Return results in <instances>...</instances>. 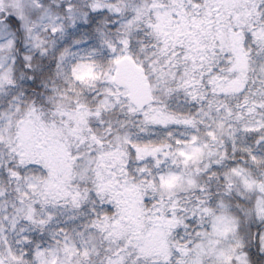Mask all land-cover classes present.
<instances>
[{
	"label": "rangeland",
	"instance_id": "obj_1",
	"mask_svg": "<svg viewBox=\"0 0 264 264\" xmlns=\"http://www.w3.org/2000/svg\"><path fill=\"white\" fill-rule=\"evenodd\" d=\"M111 1L0 0V94L4 92L6 86L14 84L13 68L17 61L31 66L34 56L44 54L49 45L62 42L65 39L64 34L75 30L79 25H85L90 13L96 14L105 2ZM230 1L222 0L224 10L219 14L221 17L216 16L211 22V24L219 22L213 25L220 26L218 32L228 30L229 15L232 14ZM107 6H109L107 11L116 17L108 23L109 26H115V32L109 33L100 27H94L92 42L80 43L69 40L59 51L55 62L56 73L66 87L65 93L47 101L57 106L54 110L57 115L60 116L62 111L69 112L65 114V120L71 119L77 123V127L85 122L81 113L77 112L82 101L93 104L94 114L88 119H97L93 117L95 114L100 117L112 116L114 109L123 106L127 101V92L117 90L120 88L113 85L112 74L119 59L128 56L142 69L147 82L149 78H153L154 84L150 85L152 103L141 113V117L137 118L131 111L124 110L125 118L122 125L130 123L129 128L116 134L111 132L103 135L110 145L120 149L129 141L135 140V136H150L149 130L152 126L167 122L177 123L173 121L172 115H167L169 109L164 104L170 88L178 82L182 84L183 91L194 100L198 98V102L207 101L208 93L204 90L202 81L192 79L191 70L193 67L201 69L204 65H209L208 63L213 60V53L206 50L204 44H191L190 32L188 31L186 35V30L180 26L183 29L182 34L173 40L177 45L173 53L169 51L170 49L166 52L153 50L149 55L138 54L135 60L129 54L127 40L132 33L130 28L136 22L139 9L130 2H121L114 9L110 8V5ZM95 14L94 17L97 16ZM8 17L14 20L13 25L6 22ZM197 22L200 23L197 25L200 26L197 31L205 33L204 31L210 28L206 26L205 21L196 20L195 24ZM95 24L100 25L98 20H95ZM224 36L223 33L218 34V38ZM261 40H264V34L261 35ZM186 41L189 43L188 48L184 45ZM221 46V52H225L222 44ZM185 52L192 56L202 54L203 57L197 61L195 60L197 57L192 59L191 55L184 54ZM224 52L223 55L226 54ZM167 54L169 55L166 56ZM179 57L186 60V63H191L186 72L168 67ZM260 57L259 61L252 63L250 70L253 77L261 82L258 89L261 92L257 94L259 100L238 110L233 109L229 101H217L215 115L204 112L206 107L197 104L201 111L194 114H197L196 122H190V129L194 133L177 131L176 134L167 137L169 144L164 147L161 174L156 178L150 176L149 179L142 180V191L139 185L130 184L129 181L120 185L121 180H117L119 175L115 170H107L104 166L99 170L93 169L94 159L76 149L68 153L74 157L66 170L59 165L53 167L51 164L43 167L45 174L34 175L32 176L34 179H29L27 183L25 177L18 209H15L14 204L11 208L9 204L0 205V264H28L22 256L24 237L22 238L21 227L19 228L24 212H27L24 215L27 227L32 226L33 218L27 209L28 203L30 205L36 203L38 211L41 210L37 216L38 218L44 216L45 222L64 221L66 217L68 222L71 220V217L68 218L70 215L68 209L76 205L77 199L72 200L71 192L76 186L91 179L97 186L104 185L113 200L131 199L139 204L149 194L164 198L166 210L169 209L168 206L171 207L166 217L164 214L161 216L160 222L164 227L162 231L147 232L148 229L139 224L142 220L136 219L128 226H123L125 231H131L132 240H140V247L132 244L134 249L131 254L136 250L135 254L138 256L133 264H250L242 245L248 241L251 231L254 236H259V248L264 254V54L262 53ZM30 66L27 65L26 68H31ZM232 92H235V89L220 88L217 94L222 97L227 95L229 98ZM16 115H19L18 119ZM185 120L186 125L188 119ZM34 121L39 123L38 129L37 126L34 128ZM26 126H29L28 132L32 136H26L28 144L34 147L37 157L39 155L42 157L40 160L46 161L48 156L43 145L37 147L32 139L34 134L39 133L42 136L44 133L43 113L22 111L20 114L0 117V141L7 143L13 129L16 131L22 129L25 133ZM137 127L141 128L138 133L133 129L137 130ZM252 134L255 135L256 141L248 144L253 148L249 156L230 167L227 160L240 152L241 144L247 142L244 137ZM95 143L99 144L97 141ZM210 169H213L211 173L213 181L222 182L216 184L222 185L223 193L217 200L211 201V209L217 212L207 216L210 218L207 226L192 234L187 233L183 228V221L189 218L193 222L199 221L208 212L204 206L206 202L210 203V200L200 182L204 181L201 173ZM38 189L39 194L34 197ZM198 190L201 192L197 197L193 195L196 199L194 202L188 193ZM131 207L135 208L134 205ZM176 208H180L181 219L177 221L171 214ZM152 220L157 222L154 217ZM253 226H258L259 229L251 230ZM124 228L119 231L123 230L125 233ZM182 228L184 230L179 233ZM145 232L147 237L143 238ZM111 235L114 233L110 236H101L86 234L80 230L69 236L63 232L62 239L57 235L59 244L49 243L40 235L38 238L41 239L38 241L45 242L44 248L36 251L30 264H107L106 256L124 237V234L121 236L118 233L115 235V239L118 240H114ZM122 261L113 264H123Z\"/></svg>",
	"mask_w": 264,
	"mask_h": 264
},
{
	"label": "trees",
	"instance_id": "obj_2",
	"mask_svg": "<svg viewBox=\"0 0 264 264\" xmlns=\"http://www.w3.org/2000/svg\"><path fill=\"white\" fill-rule=\"evenodd\" d=\"M121 2H130L139 9L136 22L130 28L132 33L129 34L127 40V48L133 59L139 56L138 54L149 55V52L153 50H165L166 52L170 49L169 51L173 53L177 49L176 41L173 40L182 34L181 31L184 29L186 35L189 31L192 36V42L190 43L194 45L197 43L204 44L205 49L213 53V60L208 63L209 65H200V67L203 66L201 69L193 67L191 70L192 79H200L204 90L208 93L205 103L203 101L198 102V98L194 100L190 95H187L188 93L186 94L183 91L182 84L178 82L173 88H170L168 98L164 104L169 109L167 115H172L173 121H177V123L167 122L159 126H152L149 130L150 136H135L138 138L129 141L128 144L119 149L110 145L103 135H108L111 132L116 134L129 128L130 123L122 125L123 118H125L124 110L131 111V114L140 118L141 113L146 109L138 112L125 101L123 106L114 109L112 116L100 117L95 114L93 117L100 120V123L95 118L88 119L91 114H94L92 111L93 104H86L82 101L78 105L81 108L77 112L81 113L85 122L77 127V123L72 122L71 119L65 120V114L69 112L62 111L60 116L57 115L54 112L57 106L49 104L47 100L58 97L66 90L65 84H63L55 70L56 57L59 51L68 44L70 39L71 42H92L94 27H100L103 31L114 33L115 26H109L108 23L116 17L107 11L109 7L107 5L114 9ZM222 5V0H112L111 2H105L99 8L100 11L99 9L96 11V14L95 12L90 13L85 25H79L75 30L64 34L65 39L62 42L53 43L47 46L48 49L46 48L44 54L34 56L31 66L17 61L13 68L14 84L6 86L4 92L0 94V117L20 114L22 111L36 112V114L43 113L44 133L42 136L36 133L32 139L37 147L40 148L39 145H43L48 158L46 161L40 160L42 157L40 155L37 157V153H34V147L28 144L26 136L32 137L28 132L29 126H26L27 135L26 132H22V129L19 131L13 129L7 143L0 141V205L9 204L11 208L14 204L15 209H18L20 206L19 197L22 196V189H24V184H22L24 178L26 177L27 183L29 179H34L32 176L39 173L45 174L43 167L51 164L53 167L59 165L66 170L74 157L69 156L68 153L74 149L76 151L81 150L83 154L94 159L93 169L99 170L104 166L107 170H115L119 175L117 180H121L120 185L129 181L130 184L139 185L142 191V180L149 179L150 176L156 178L161 174L160 168L164 164L162 157L164 147L169 144L167 137L176 134L177 131H187L188 134L194 133L190 129V122H196L195 117L197 114H194L201 111L197 104L206 107L204 112L215 115L214 108L217 101H229L230 105L234 107L233 109L238 110L259 100L257 94L261 92L258 90L261 82L253 77L250 70L252 63L259 61L261 59L260 55L264 54V40H261V35L264 34V0H231L229 6L232 14L229 15L228 30L218 32L217 29L220 26L213 25L219 22L213 24L211 22L214 17L220 16L219 14L224 10ZM94 14L97 16L94 17ZM95 20H98L100 25L97 26ZM196 20L205 21L206 26L210 28L204 31L205 33L201 30L197 31V28L200 27L197 25L200 23L195 24ZM6 22L14 24V20L10 17L6 19ZM219 33H223L225 36L218 38ZM188 44L186 41L185 48L186 46L188 48ZM221 44L223 49L226 50L225 52H221ZM223 52L226 54L223 55ZM184 54L191 55L187 52ZM191 57L192 59L197 57L195 60L199 61L203 56L197 54L191 55ZM27 65L31 68H26ZM188 66H191V63H186V60L181 59V57L168 65L169 68L182 72L189 70ZM148 82L152 86L154 79L149 78ZM183 82H185L184 78ZM220 88H233L235 92H232L229 98L227 95L222 97L217 94ZM117 90L123 91L124 89ZM84 98L86 99L85 96ZM54 107L55 109H53ZM18 117L19 115H16L17 119ZM185 119H188L186 125ZM38 124L37 121H34V128L37 126L38 129ZM133 129L136 133L141 130L139 127H137V130ZM35 135L37 136L35 137ZM244 138L247 142L241 144L240 152L227 160L230 167L236 163L238 164L240 160L246 159L253 149L248 144L255 143V135H246ZM83 140H85L84 143ZM95 141L99 144L97 145ZM93 142L95 144L91 145ZM212 170L201 173L204 181L200 182V186L204 188V192L210 200V203L206 202L204 206L208 212L199 221L193 222L191 218L183 221V228L187 233L192 234V232L199 231L200 228L207 226L210 219L207 216L217 212L215 209H211V201L217 200L223 193L222 185L218 186L216 184L222 182L213 181ZM200 192L198 190L194 193H188L191 197L189 198L195 202L196 199L193 198V195L197 197ZM38 194L39 189L34 193V197ZM71 194L72 200L77 199L76 205L68 209L70 214L68 218L71 217L68 222H66L67 217L64 221L45 222L44 216H39V218L37 216L38 213H41V210L38 211L39 207L35 205L36 203L31 205L28 203L27 209L33 218V220L31 219L32 226L30 227L31 224H29L30 228L27 227L28 223L24 218L27 212H24L19 225L23 234L22 238L24 237L22 256L27 260L25 263L30 264L36 251L39 248H44L45 242L39 243L38 241L41 239L38 238L40 235L49 243L59 244V236L57 237V235H60L59 239H62L63 232L70 236L74 231L82 230L86 234L92 233L101 236H110L114 233V235H111L114 240H118L115 239L116 234L119 233L121 236L124 234L122 241L115 244L110 254L106 256L107 264H113L119 260H123V264H133L138 256L135 254L137 253L136 250L134 254H131L134 249L132 244L140 247V240H132L130 237L131 231H125L123 226H128L136 219L142 220L139 224L148 229L147 232L162 231L164 227L160 222L161 216L164 214L166 217L171 208L168 206L169 209L166 210L167 205L164 198L149 194L139 204L131 199L125 201L113 200L110 193L106 192L104 185L97 186L95 182H92V179L78 187L76 186ZM21 205L24 206L23 203ZM132 205L135 208H132ZM171 214L174 215L176 221L181 220L179 217L180 208H176ZM153 217L157 219V222L152 220ZM123 228L125 233L123 230L119 231ZM183 228L179 233L184 230ZM253 229L255 231L259 227L253 226L251 230ZM147 232L142 235L143 238L147 237ZM258 238L259 236H254L251 231L248 241L242 245L250 264H264V254L259 248Z\"/></svg>",
	"mask_w": 264,
	"mask_h": 264
},
{
	"label": "water",
	"instance_id": "obj_3",
	"mask_svg": "<svg viewBox=\"0 0 264 264\" xmlns=\"http://www.w3.org/2000/svg\"><path fill=\"white\" fill-rule=\"evenodd\" d=\"M113 83L125 88L127 100L137 111H142L151 103L149 84L139 67L128 57H122L115 66Z\"/></svg>",
	"mask_w": 264,
	"mask_h": 264
}]
</instances>
